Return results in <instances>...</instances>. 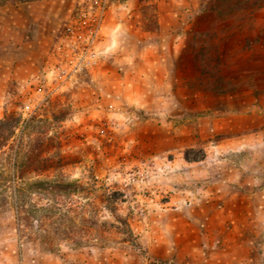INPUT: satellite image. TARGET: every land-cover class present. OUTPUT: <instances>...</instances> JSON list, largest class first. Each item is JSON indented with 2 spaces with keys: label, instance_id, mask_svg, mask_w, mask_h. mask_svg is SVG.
Instances as JSON below:
<instances>
[{
  "label": "rangeland",
  "instance_id": "obj_1",
  "mask_svg": "<svg viewBox=\"0 0 264 264\" xmlns=\"http://www.w3.org/2000/svg\"><path fill=\"white\" fill-rule=\"evenodd\" d=\"M151 3L119 8L109 35L110 0L98 61L73 75L78 1L51 34L25 22L35 42L0 78V119L19 118L0 150V264H264V0ZM19 145L43 151L34 177L78 185L34 188L25 225ZM112 206L133 239L106 226Z\"/></svg>",
  "mask_w": 264,
  "mask_h": 264
},
{
  "label": "crops",
  "instance_id": "obj_2",
  "mask_svg": "<svg viewBox=\"0 0 264 264\" xmlns=\"http://www.w3.org/2000/svg\"><path fill=\"white\" fill-rule=\"evenodd\" d=\"M75 1L79 0H39L28 3H8L0 6V78L2 79L4 69L9 61H19L20 60V50L25 46H32L35 40H24L23 36L26 34V30H29V25H26L25 22L30 23V21L38 22L40 25L36 30L38 33L44 32L42 27H47V32L51 34L52 27L54 23H57L60 19L65 18L69 13L70 8L73 6ZM130 0H112L111 10L107 19V34L111 35L114 30L119 26L118 18V9L125 8L129 9ZM44 7L36 8V4H39ZM28 4V5H27ZM27 6V7H25ZM25 8L28 10L29 17L24 19L22 17L21 10ZM24 10V11H25ZM12 50V59L6 56V50ZM15 61V62H16ZM230 167L224 168V171L227 170V174L232 171L241 172L243 169L236 167H231L232 163L229 162ZM241 170V171H240ZM221 171V170H220ZM217 172V171H215ZM223 173V170L221 171ZM227 178L226 176H223ZM232 185V183H229Z\"/></svg>",
  "mask_w": 264,
  "mask_h": 264
},
{
  "label": "trees",
  "instance_id": "obj_3",
  "mask_svg": "<svg viewBox=\"0 0 264 264\" xmlns=\"http://www.w3.org/2000/svg\"><path fill=\"white\" fill-rule=\"evenodd\" d=\"M30 2L34 0H0V5L5 4L6 2ZM143 1V0H140ZM153 3H151L152 7L156 8L155 0H150ZM205 4L202 5L204 7ZM211 5H207V8H212ZM19 118L12 114H7L4 117L0 119V150H2L5 146H7L10 138L12 137L15 128L18 126ZM31 134V131L29 132V135ZM28 135V136H29ZM42 146V145H41ZM42 149L40 148L39 152L33 151L32 148H25L23 145H19L18 149H16V153L14 155V160H12L13 170H14V176L19 182L18 187V198L20 199V208L18 209L21 213V217L23 220V224L25 223L30 224V219L28 216L25 215V212L27 211V199H25L28 195L30 196L32 192L34 191V188H43V189H49L51 188L52 184L56 186L60 191L66 190L73 186L74 188H77V183L71 182V181H54L49 178H36L34 175H32L31 170H36L38 168V164H41L44 161V158L42 157ZM29 188V189H28ZM28 191H27V190ZM28 192V194H27ZM32 209V208H30ZM108 209L112 212L113 216L115 217L116 222H110L109 220H105L106 226H115L117 227L122 233H124L128 238H134V233L131 228V225L129 223V220L126 216H122L120 214H117L114 211V207H108ZM50 216H52L54 219L52 222L56 223L58 219H60L63 216V211L60 207L53 210L50 213ZM56 216V217H54ZM20 217V218H21ZM62 222V221H60ZM32 224V223H31ZM59 227L62 226L60 223L58 225ZM62 231H65L64 227ZM66 232V231H65ZM82 237H80V242L82 243Z\"/></svg>",
  "mask_w": 264,
  "mask_h": 264
},
{
  "label": "built area",
  "instance_id": "obj_4",
  "mask_svg": "<svg viewBox=\"0 0 264 264\" xmlns=\"http://www.w3.org/2000/svg\"><path fill=\"white\" fill-rule=\"evenodd\" d=\"M78 4L72 15L73 21L67 25L64 34V40H70L66 42L70 44L67 49L72 52L69 75L97 63L96 40L101 33L110 0H79Z\"/></svg>",
  "mask_w": 264,
  "mask_h": 264
}]
</instances>
